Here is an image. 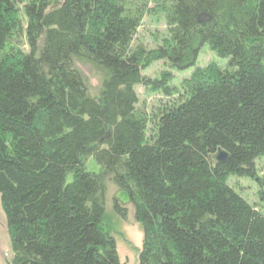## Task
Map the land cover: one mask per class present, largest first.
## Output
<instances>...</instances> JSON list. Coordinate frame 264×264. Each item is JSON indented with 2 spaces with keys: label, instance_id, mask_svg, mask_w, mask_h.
Returning a JSON list of instances; mask_svg holds the SVG:
<instances>
[{
  "label": "trees",
  "instance_id": "trees-1",
  "mask_svg": "<svg viewBox=\"0 0 264 264\" xmlns=\"http://www.w3.org/2000/svg\"><path fill=\"white\" fill-rule=\"evenodd\" d=\"M158 16L166 35L146 50L135 37ZM205 45L224 68L196 69L179 88L169 73L142 76L157 61L193 68ZM78 61L101 77L98 96ZM138 85L176 101L147 116ZM218 149L229 159L214 165ZM89 157L129 194L138 264H264V214L227 185L253 177L264 158V0H0L10 264H122L102 229L106 189L102 173L84 170Z\"/></svg>",
  "mask_w": 264,
  "mask_h": 264
},
{
  "label": "rangeland",
  "instance_id": "rangeland-1",
  "mask_svg": "<svg viewBox=\"0 0 264 264\" xmlns=\"http://www.w3.org/2000/svg\"><path fill=\"white\" fill-rule=\"evenodd\" d=\"M165 35L166 26L162 16L154 18L146 17L138 29L135 42L141 44L146 50H153L161 43ZM22 44L23 40H20L19 45L21 46ZM212 63L220 68H224L227 60L219 59L205 45L201 49L193 68L178 71L164 66L163 62L157 61L151 63L147 69L142 71V76L145 79L153 81L160 79L162 74L169 73L171 76L168 83L169 88H179L182 81L189 79L194 70L204 69ZM75 66L82 74L90 95L93 97L98 96L101 77L90 65L84 62L78 61L75 63ZM135 92L138 97L137 107L142 109L147 116L156 114L159 108L166 105L169 106L176 101V96L166 97L160 90L153 91L151 87L144 85L136 86ZM84 170L96 175L102 173L101 168L91 157L86 159ZM110 177L109 173L103 172L101 174L106 189L105 216L102 229L114 240L118 258L122 264H138L137 257L142 244V229L135 222L133 207L130 203L124 206L119 203L124 209L123 217H120L115 212L114 199L116 194L122 189L115 186L111 182ZM71 179L72 176L68 175L67 181L69 182ZM227 185L233 188L250 205L255 206L256 209L264 214V158L257 159L254 162L253 177H230L227 180ZM11 257L10 235L0 202V264H10Z\"/></svg>",
  "mask_w": 264,
  "mask_h": 264
},
{
  "label": "water",
  "instance_id": "water-1",
  "mask_svg": "<svg viewBox=\"0 0 264 264\" xmlns=\"http://www.w3.org/2000/svg\"><path fill=\"white\" fill-rule=\"evenodd\" d=\"M228 159H229V155L225 151L218 149L216 153L210 157V162L214 165H218V164H224L225 162L228 161ZM115 200L123 206L130 203L129 194L125 190H120L116 194Z\"/></svg>",
  "mask_w": 264,
  "mask_h": 264
}]
</instances>
